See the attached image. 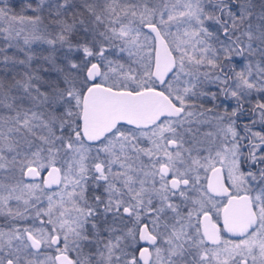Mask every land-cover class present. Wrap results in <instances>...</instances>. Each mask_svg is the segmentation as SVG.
<instances>
[{
  "label": "snow or ice",
  "instance_id": "obj_1",
  "mask_svg": "<svg viewBox=\"0 0 264 264\" xmlns=\"http://www.w3.org/2000/svg\"><path fill=\"white\" fill-rule=\"evenodd\" d=\"M0 264H264V0H0Z\"/></svg>",
  "mask_w": 264,
  "mask_h": 264
}]
</instances>
